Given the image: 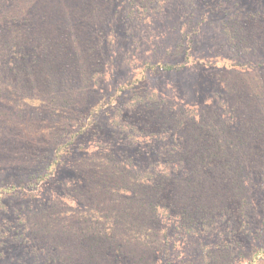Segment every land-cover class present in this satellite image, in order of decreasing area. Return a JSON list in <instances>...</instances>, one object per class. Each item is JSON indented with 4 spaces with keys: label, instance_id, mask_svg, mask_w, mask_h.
Masks as SVG:
<instances>
[{
    "label": "trees",
    "instance_id": "trees-1",
    "mask_svg": "<svg viewBox=\"0 0 264 264\" xmlns=\"http://www.w3.org/2000/svg\"><path fill=\"white\" fill-rule=\"evenodd\" d=\"M221 1L191 18L196 35L218 17L207 59L193 36L119 73L113 22L129 32L166 0H0V206L82 153L28 212L44 264H264V0ZM190 64L220 87L200 107L144 86Z\"/></svg>",
    "mask_w": 264,
    "mask_h": 264
},
{
    "label": "rangeland",
    "instance_id": "rangeland-1",
    "mask_svg": "<svg viewBox=\"0 0 264 264\" xmlns=\"http://www.w3.org/2000/svg\"><path fill=\"white\" fill-rule=\"evenodd\" d=\"M218 1L221 0H166L161 12L151 15L145 22H139L126 33L122 25L113 22L116 50L114 54L117 55L115 63L119 73L129 71L130 68L135 69L142 61L157 57L174 60L175 53L180 51L178 47L183 49L184 41L187 42L193 36L192 48L196 52L195 57L200 60L207 59L205 50L213 52L220 44H224V37L217 24L218 17L214 12L208 14L205 22L198 25L196 35L192 20L194 14L200 12L202 5L211 4L213 7ZM232 1L234 0L221 2L225 6ZM238 1L246 6L261 5L259 0ZM259 54L255 58L260 57ZM122 56L125 57L121 58ZM206 70L208 69L203 70L198 65L190 64L178 72L151 73L145 80L144 86L148 90L157 91L173 103L181 105L194 103L197 104L196 107H200L203 102H207L220 91V87L215 82H211L212 77ZM106 81L108 80H104V83ZM104 128L110 138L116 136L115 131L109 126ZM91 136L89 134L86 138ZM78 145L79 142L74 144L75 147ZM81 155L80 151L70 155L64 164L57 168L52 184L41 187L37 197L31 199L19 195L2 199L0 264H44L43 253L36 249L35 234L32 232L28 212L41 206L45 207L53 196L62 191L67 180L75 179L72 166ZM27 161L29 162L27 164L32 162L31 158Z\"/></svg>",
    "mask_w": 264,
    "mask_h": 264
}]
</instances>
